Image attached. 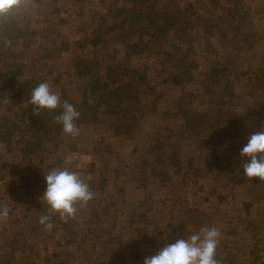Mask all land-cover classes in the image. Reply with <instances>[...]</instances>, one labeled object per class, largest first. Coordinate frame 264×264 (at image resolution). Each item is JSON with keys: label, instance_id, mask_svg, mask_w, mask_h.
Wrapping results in <instances>:
<instances>
[{"label": "rangeland", "instance_id": "obj_1", "mask_svg": "<svg viewBox=\"0 0 264 264\" xmlns=\"http://www.w3.org/2000/svg\"><path fill=\"white\" fill-rule=\"evenodd\" d=\"M11 17L31 37H12L0 60V264H143L201 227L220 231V264H264V182L243 175L240 157L262 124L251 119L264 99V0H20ZM110 66L148 85L127 93ZM9 70L24 71L13 95ZM45 81L80 112V134L56 123L61 108L45 109L61 132L30 159L22 144L45 119L28 95ZM233 115L242 132L225 143L214 127L185 133L198 129L191 118ZM46 165L95 193L51 230L39 223Z\"/></svg>", "mask_w": 264, "mask_h": 264}, {"label": "clouds", "instance_id": "obj_2", "mask_svg": "<svg viewBox=\"0 0 264 264\" xmlns=\"http://www.w3.org/2000/svg\"><path fill=\"white\" fill-rule=\"evenodd\" d=\"M20 0H0V15L11 13ZM28 103L35 115L42 110L62 111L55 116L56 123L62 125L64 133L73 137L79 136L80 130L75 121L80 112L67 100L62 101L60 95L51 89L45 81L31 89ZM5 101H10L5 98ZM240 157L246 158L242 164L243 175L249 180L259 178L264 182V130L252 133L247 143L240 150ZM46 190L40 196V201L47 204V212L41 215L39 223L47 230L54 224L51 222L55 214L61 219L74 217L77 205L85 206L94 198L91 190L78 172L66 168H52L44 172ZM10 209L0 207V218H7ZM221 233L216 227H201L197 232L176 239L174 243L166 244L156 254L145 257L143 264H220L216 259Z\"/></svg>", "mask_w": 264, "mask_h": 264}, {"label": "trees", "instance_id": "obj_3", "mask_svg": "<svg viewBox=\"0 0 264 264\" xmlns=\"http://www.w3.org/2000/svg\"><path fill=\"white\" fill-rule=\"evenodd\" d=\"M12 12H15V9ZM53 15L55 17V14ZM25 21H26V18H25ZM27 27H29L28 22H25L22 25L18 24V22L14 18L11 17V13L7 15H0V60H1V57L5 55L6 50H7L6 48H3V47L11 41L10 39L12 37H15V40L21 39L24 41H26V39H29L31 37V33L28 32ZM18 52L22 53L21 50H18ZM109 71L112 74L111 83L118 84V87L121 90H126L127 93L129 92V90L127 89L128 85H134L138 87L139 90L143 88L144 86L148 85L146 78L136 70H127V69H122L121 67L110 66ZM20 73L24 75V71L17 72L15 70H9L6 72V74H3V75L15 77V79L8 77V85L6 87L3 86V90L5 89L7 91H12V90L16 91L19 88V86L17 85V82L19 80H17V78L19 77ZM261 90L264 91V88ZM15 93H17V91ZM12 95H13V91H12ZM253 106H254L253 114L255 116L251 120L252 122H257V124L262 123L260 126L259 125L257 126L256 128L257 131L264 130V99H257L256 103H254ZM25 111L28 112L29 108H27ZM32 112L33 111H31V113ZM24 119H25V122H27V117H24ZM41 119H45L43 121L44 123H40V126L38 127V131L35 130L36 132H34L33 134V138H32V133H30L31 139L29 138V140L26 143L23 142L22 144L23 147H25L24 152L30 154V159L33 157L32 155L35 152H41L40 149L42 146H44L45 143L55 146L56 142H54V144H52L51 142L55 139L54 136L58 134L59 132H61V130L55 129L54 126H50L51 119H50L48 111L42 110L39 113V122L41 121ZM241 122L243 121L238 120L237 116L235 115H233V117H230V118H225V119L220 118L214 124H210L206 120L199 122L198 119L194 117V118H191V124L196 125L198 129H195L194 126L191 125L190 127L192 128L193 132H190L189 130H187L185 133L188 134V137H191L192 139H196V137H200L204 135V133H202L200 128H204V127L213 128L214 127L213 133L211 134L210 137L213 139L221 140L222 141L221 144H222V143H225V141H227L228 137H231L235 133L240 134L242 132V128H239L238 126V125H241ZM34 123L36 125V122ZM46 124H48L50 127H47ZM223 126L225 127L226 132L221 131L220 128ZM27 132H28V126L24 128L23 133L26 134ZM20 136H23V134L21 133ZM210 137L208 136L206 140H209V141H207L206 143H210L211 141H213L210 139ZM155 145H159L160 147L165 146V149H166V145L162 141H160L159 138L155 142ZM157 153L167 155V152H162L160 150ZM174 153H177V152H174ZM52 168H55V167H49L46 165V169L48 171ZM41 205H42L43 212L45 211L44 213H46L47 207H48L47 204L42 202ZM53 217H56L57 220H60L59 214H55L53 215Z\"/></svg>", "mask_w": 264, "mask_h": 264}]
</instances>
